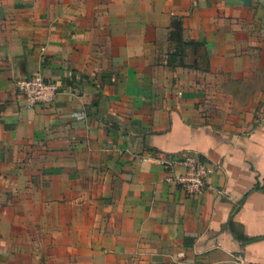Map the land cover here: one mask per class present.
I'll use <instances>...</instances> for the list:
<instances>
[{"label": "crops", "instance_id": "obj_1", "mask_svg": "<svg viewBox=\"0 0 264 264\" xmlns=\"http://www.w3.org/2000/svg\"><path fill=\"white\" fill-rule=\"evenodd\" d=\"M32 74L59 89L27 108ZM236 258L264 264V0H0V264Z\"/></svg>", "mask_w": 264, "mask_h": 264}, {"label": "built area", "instance_id": "obj_2", "mask_svg": "<svg viewBox=\"0 0 264 264\" xmlns=\"http://www.w3.org/2000/svg\"><path fill=\"white\" fill-rule=\"evenodd\" d=\"M14 85L16 97L27 108L51 102L59 89L57 82L48 80L39 74L17 79ZM168 165L179 166L183 169L180 173H173L168 176V181L180 186L190 196H198L204 192L206 178L211 172L207 163L192 156H183L170 158ZM235 264L253 263L236 258Z\"/></svg>", "mask_w": 264, "mask_h": 264}, {"label": "trees", "instance_id": "obj_3", "mask_svg": "<svg viewBox=\"0 0 264 264\" xmlns=\"http://www.w3.org/2000/svg\"><path fill=\"white\" fill-rule=\"evenodd\" d=\"M171 28H172V32L170 33V36L175 39L176 43H181L179 22L175 19H172Z\"/></svg>", "mask_w": 264, "mask_h": 264}]
</instances>
